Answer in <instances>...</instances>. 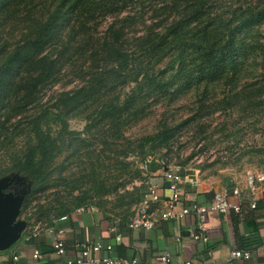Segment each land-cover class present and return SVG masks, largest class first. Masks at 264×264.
Returning <instances> with one entry per match:
<instances>
[{"label": "trees", "instance_id": "16d2710c", "mask_svg": "<svg viewBox=\"0 0 264 264\" xmlns=\"http://www.w3.org/2000/svg\"><path fill=\"white\" fill-rule=\"evenodd\" d=\"M262 24L264 0H0V115L8 114L1 124L35 104L38 92L64 68L85 80L41 106L25 148L4 172L36 186L60 152L63 133H69L67 119L103 89L104 75L135 84L123 99L101 97L87 130L138 114L149 96L176 100L195 90L203 100L216 95L218 84L224 86L218 101L201 104L195 118L218 110L246 116L245 108L264 103ZM177 130L173 122L157 125L143 136L140 155L147 143L167 145ZM128 153L129 148L122 152ZM72 211L64 208L56 218Z\"/></svg>", "mask_w": 264, "mask_h": 264}, {"label": "rangeland", "instance_id": "374dc122", "mask_svg": "<svg viewBox=\"0 0 264 264\" xmlns=\"http://www.w3.org/2000/svg\"><path fill=\"white\" fill-rule=\"evenodd\" d=\"M110 21V17L106 18L99 31ZM261 31L264 33V24ZM107 76L101 82L103 89L94 93L88 102L84 101L75 111L76 115L67 119L69 133H63L60 152L36 186L24 176L4 170L10 167L12 156L25 148L30 121L41 106H50L59 92L79 87L85 80L64 68L55 83L38 92L35 104L0 123V181L12 180L11 185L15 184L17 191L24 195L18 218L25 222V227L33 224L32 231L36 226L41 229L68 207L75 210L94 206L110 216L128 220L148 184L151 162L160 164L161 170L166 166L208 172L225 167L264 170V103L257 108H245L246 116L236 110H218L201 119L195 118L202 109L201 104L206 106L218 101L224 88L218 84L216 95L203 100L195 90L176 100L149 96L140 104L138 114L125 115L116 122L101 121L87 130L89 118L96 112L101 97L120 94L123 99L135 84L123 85ZM7 115L2 112L0 120ZM164 122L178 126L175 137L167 145L147 143L145 153L140 155L138 146L143 136ZM57 130L59 126L52 124V131ZM126 148L130 153L123 155Z\"/></svg>", "mask_w": 264, "mask_h": 264}, {"label": "crops", "instance_id": "0c3cea01", "mask_svg": "<svg viewBox=\"0 0 264 264\" xmlns=\"http://www.w3.org/2000/svg\"><path fill=\"white\" fill-rule=\"evenodd\" d=\"M245 169L225 167L215 172L183 169L196 181L195 184L185 181L181 185L183 205H208L214 193L222 189L240 191L239 195L230 196L231 201L241 203L239 212L208 211L205 214L202 222L207 241L191 238L192 232L199 231V220L191 213L182 218L161 220L149 230L129 227L132 216L128 220L121 219L92 206L83 210L77 208L65 218H55L41 227L35 237L30 228L33 224H28L13 245L0 250V264H35L32 258L35 249L42 254L41 264H60L65 257L78 254L83 246L96 243L103 245L101 255L136 258L139 264H264V180L257 181L258 188L251 193L246 186ZM147 183L160 186L161 199L153 206L162 211L170 195L163 171H151ZM252 201L255 207H251ZM59 230L66 248L64 255L57 254L52 246ZM107 245L111 249H107ZM235 250L249 252V257H235ZM165 254L170 259L167 262L161 259Z\"/></svg>", "mask_w": 264, "mask_h": 264}, {"label": "built area", "instance_id": "2783aa9c", "mask_svg": "<svg viewBox=\"0 0 264 264\" xmlns=\"http://www.w3.org/2000/svg\"><path fill=\"white\" fill-rule=\"evenodd\" d=\"M179 166L174 168L162 167V171L165 179L167 180V188L170 191V195L164 201V209L160 211L158 206H153L154 203L161 199L159 193L160 186L156 183H148L145 190L141 195V199L135 208V211L128 222V226L131 228H145L152 229L161 220L182 218L183 216L191 213L198 220V232H192L191 238L194 240L201 239L202 241H207L208 236L204 233L205 226L202 222L205 214L208 211H215L219 213H226L230 210L234 212H239L241 210V203L239 201H231V195H239L240 191L238 188H234L232 191L222 189L214 193L211 202L208 205L193 203L188 205H183L182 201V191L181 185L185 181L195 184L196 181L192 180L185 171L181 172ZM246 186L251 193H254L258 188L256 182L264 180V173L254 172L251 169H246L244 171ZM263 187H261L262 189ZM255 201L251 202V207H255ZM84 207L78 208V210H83ZM66 215L60 218H65ZM39 228L36 226L32 231V236H37ZM52 246L56 253L59 255H64L65 245L62 238V231L59 230L57 236L52 242ZM107 249H111L110 245L105 246ZM103 249V245L96 243L92 245H85L79 251L78 254L74 256H67L65 260L60 264H139L136 258H127L122 256H104L100 252ZM235 257L244 258L249 257V252H242L240 250L233 251ZM32 258L35 264H41L42 254L38 249L33 250ZM162 261H169V256L167 254L161 256ZM183 264H189L184 262Z\"/></svg>", "mask_w": 264, "mask_h": 264}, {"label": "water", "instance_id": "95a60500", "mask_svg": "<svg viewBox=\"0 0 264 264\" xmlns=\"http://www.w3.org/2000/svg\"><path fill=\"white\" fill-rule=\"evenodd\" d=\"M11 183L12 180L0 181V250L13 245L25 227V222L18 218L24 195L8 189Z\"/></svg>", "mask_w": 264, "mask_h": 264}, {"label": "flooded vegetation", "instance_id": "af4514ba", "mask_svg": "<svg viewBox=\"0 0 264 264\" xmlns=\"http://www.w3.org/2000/svg\"><path fill=\"white\" fill-rule=\"evenodd\" d=\"M8 189L13 190L15 193H20V192L17 191L15 184L11 185Z\"/></svg>", "mask_w": 264, "mask_h": 264}]
</instances>
